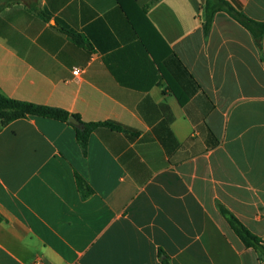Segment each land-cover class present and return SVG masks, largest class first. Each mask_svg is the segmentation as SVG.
Wrapping results in <instances>:
<instances>
[{
  "label": "crops",
  "instance_id": "crops-1",
  "mask_svg": "<svg viewBox=\"0 0 264 264\" xmlns=\"http://www.w3.org/2000/svg\"><path fill=\"white\" fill-rule=\"evenodd\" d=\"M205 5L0 0V93L125 128L0 127V264H264V34Z\"/></svg>",
  "mask_w": 264,
  "mask_h": 264
},
{
  "label": "trees",
  "instance_id": "trees-1",
  "mask_svg": "<svg viewBox=\"0 0 264 264\" xmlns=\"http://www.w3.org/2000/svg\"><path fill=\"white\" fill-rule=\"evenodd\" d=\"M34 11L45 19L48 18V16L43 11L39 10L37 7L34 8ZM219 11L227 12L241 25L251 31V33L255 37L256 42L258 44L260 43L262 35L264 34V22H256L250 19L244 13L235 9L225 0H206L204 19V29L206 33L211 27L215 13ZM62 30L65 31V29ZM68 33L73 35L71 32ZM28 116L48 117L69 123H71L69 121V118L74 117L78 122L77 124L73 123L77 131V139L83 148L86 147L91 132L100 126L109 127L113 130H125L123 126L117 123L84 122L79 116L72 114L67 110L48 105L35 104L32 102L9 98L0 93V127L6 126L11 121L20 118H25ZM78 182L79 186L82 188L83 183L80 178H78ZM88 192L89 191H86V193ZM221 214L227 221L231 230L240 238V240L246 247L257 249L264 256V241L260 237L252 233L235 215H233V213H231L226 208L221 207ZM1 221L2 217L0 215V222ZM163 264L169 263L165 259L163 260Z\"/></svg>",
  "mask_w": 264,
  "mask_h": 264
},
{
  "label": "built area",
  "instance_id": "built-area-1",
  "mask_svg": "<svg viewBox=\"0 0 264 264\" xmlns=\"http://www.w3.org/2000/svg\"><path fill=\"white\" fill-rule=\"evenodd\" d=\"M81 72H82V70L79 68H75L73 70L74 76H77V77L81 74ZM30 264H47V263L42 258L37 257Z\"/></svg>",
  "mask_w": 264,
  "mask_h": 264
},
{
  "label": "water",
  "instance_id": "water-1",
  "mask_svg": "<svg viewBox=\"0 0 264 264\" xmlns=\"http://www.w3.org/2000/svg\"><path fill=\"white\" fill-rule=\"evenodd\" d=\"M69 121H70L71 123H74V124H77V123H78L77 120H76L74 117H70V118H69Z\"/></svg>",
  "mask_w": 264,
  "mask_h": 264
}]
</instances>
